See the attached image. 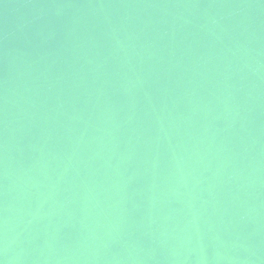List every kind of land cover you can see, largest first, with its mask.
Listing matches in <instances>:
<instances>
[{
  "label": "water",
  "instance_id": "obj_1",
  "mask_svg": "<svg viewBox=\"0 0 264 264\" xmlns=\"http://www.w3.org/2000/svg\"><path fill=\"white\" fill-rule=\"evenodd\" d=\"M0 264H264V0H0Z\"/></svg>",
  "mask_w": 264,
  "mask_h": 264
}]
</instances>
